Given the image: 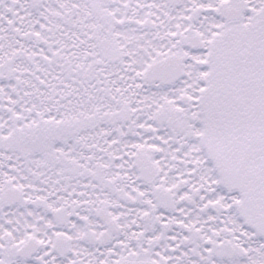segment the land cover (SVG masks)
Here are the masks:
<instances>
[{"label": "snow or ice", "instance_id": "snow-or-ice-1", "mask_svg": "<svg viewBox=\"0 0 264 264\" xmlns=\"http://www.w3.org/2000/svg\"><path fill=\"white\" fill-rule=\"evenodd\" d=\"M0 264H264V0H0Z\"/></svg>", "mask_w": 264, "mask_h": 264}]
</instances>
